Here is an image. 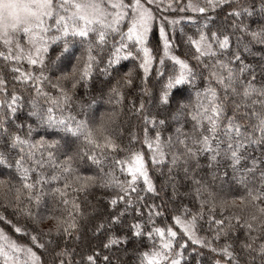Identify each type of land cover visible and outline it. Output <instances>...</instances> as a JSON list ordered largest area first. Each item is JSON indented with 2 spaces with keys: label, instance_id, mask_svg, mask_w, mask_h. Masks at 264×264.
Wrapping results in <instances>:
<instances>
[{
  "label": "snow or ice",
  "instance_id": "6c2138e0",
  "mask_svg": "<svg viewBox=\"0 0 264 264\" xmlns=\"http://www.w3.org/2000/svg\"><path fill=\"white\" fill-rule=\"evenodd\" d=\"M256 45L264 0H0V165L19 181H0V198L14 192L24 217L0 215L23 240L0 229V264H264V61L245 55ZM94 74L112 105L99 118L80 91ZM225 185L244 195L222 199ZM130 244L129 261L108 254Z\"/></svg>",
  "mask_w": 264,
  "mask_h": 264
},
{
  "label": "trees",
  "instance_id": "16d2710c",
  "mask_svg": "<svg viewBox=\"0 0 264 264\" xmlns=\"http://www.w3.org/2000/svg\"><path fill=\"white\" fill-rule=\"evenodd\" d=\"M189 14H191V13H189ZM195 30H196L195 25H189L188 27L185 28V33L182 35L179 31V28H177L176 39H177V42L180 43V47L178 49H176L177 54H182L188 50L189 45H187L185 43L186 37H187V35H192L193 33H195ZM157 40H158V34L154 35L152 37V44H151L152 47L156 46ZM79 51H80L79 48L69 49V52L66 53L64 58L59 61L61 68L65 69V70H70L71 65L69 64L68 60L74 54L79 53ZM245 55L247 56L248 61L253 63V65H255L257 62L264 61V51H262L261 46H259V45H256L255 47H253L252 50L248 53H245ZM116 67H117L120 75H123V73L128 71L129 69L132 70L134 78L139 73V69L136 66V62H134L133 60H122L120 62V64L117 65ZM58 74L59 73H57V75ZM113 75L115 76L116 73H113ZM107 80H108V78L105 76L94 74L93 79L89 81L87 88H83L80 90L82 93H84L85 97L89 100V102H91V100L93 98L96 100V103L92 104L90 111H94L97 118H99L104 113H108V112L112 111V105L107 102V83H106ZM101 93H104V95L102 96ZM126 95H127V93H126ZM137 95H138V91H137ZM124 109L126 112L127 111V101H125ZM25 114H26V110H25ZM159 118H162V117H159ZM121 120L126 122L127 121L126 115L122 116ZM132 124L134 126L137 125V121L135 119H133ZM137 130L139 131V129H137ZM45 131L52 132L53 130H51V129H49V130L40 129V130H38L39 135H45ZM139 134H140V138L142 140V138H143L142 132H139ZM170 134H172V129L165 128V130L163 131V137L167 138ZM136 148L145 153L146 159L150 155L146 145L142 146L140 143H137ZM258 151L259 150H257V152ZM149 165H150V161H149ZM83 174H87V173H83ZM154 178L156 179V182L158 185L163 181V177H161L159 175V173H155ZM0 181H4L5 184L9 185V186H12V185L19 186L18 174L16 173L14 167L8 168L5 165H0ZM0 191H7V188L0 186ZM178 193L180 196L185 197L184 203L188 204L189 207H191V196L188 195V188L187 187H180L178 189ZM13 195H14V192L9 193L8 200L0 198V215L6 216L7 219L12 220L13 223H15L16 221H20L21 226H23L24 217H22L20 215H13L14 207L10 203ZM161 195H163V193ZM219 195L222 199L230 202L232 199H234L238 196L244 195V192H243L242 188L233 187L230 190L228 188V186L225 185V187L220 191ZM94 196L96 199L103 200V197L99 191H96L94 193ZM173 199L175 200L176 197L173 196ZM177 203H179L178 200H177ZM237 203H239V201H237ZM173 207H174V205H169V210L171 211V209ZM235 210L236 209H233L231 207V205L229 204V207L226 208L224 215L227 216L232 211H235ZM219 211H220L219 208H217V218H219ZM50 214H52L51 207L49 208L48 211H46L44 213V215L47 217ZM173 214H175V213L173 212ZM129 222H131V221H129ZM164 223L167 224V223H170V221L164 220ZM52 224H53V221H51L49 219H44L43 223L41 225H39V227L43 230H47V228L49 226H51ZM160 224H161V221L158 219L157 225L160 226ZM0 229H3L4 232H6L13 239H18L20 242H23L22 238L17 237V235L12 231L11 225H7L4 222H0ZM199 235L210 237V234L207 232H201V233H199ZM102 238L103 237H101L100 239H102ZM98 242H99L98 240L93 241L94 244L98 243ZM145 243H148V242L145 241ZM190 243L191 242H189V244ZM223 243H224L223 239L221 241L215 242V244H219L220 246H223ZM215 244H214V246H215ZM118 247L121 249L127 247L129 249V251H116L114 248L111 251V253H108L111 255V258L113 259L114 262L117 259H119L122 262H126V261H129L130 259H132L131 255H130V250L132 248L131 244L127 245V246L119 245ZM195 247L199 248V246H195ZM144 250L145 249L141 248V251H144ZM203 251L205 253L204 260L206 262L208 260H211L213 254H209L207 249H204ZM188 255H189V253L186 252L185 253L186 258L188 257ZM133 264H135L134 260H133Z\"/></svg>",
  "mask_w": 264,
  "mask_h": 264
}]
</instances>
